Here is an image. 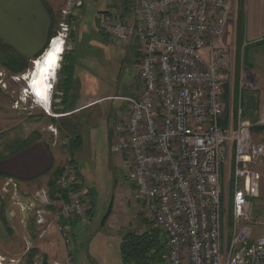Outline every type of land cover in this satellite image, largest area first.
<instances>
[{
  "label": "built area",
  "instance_id": "2783aa9c",
  "mask_svg": "<svg viewBox=\"0 0 264 264\" xmlns=\"http://www.w3.org/2000/svg\"><path fill=\"white\" fill-rule=\"evenodd\" d=\"M70 3L77 8L82 0ZM236 9L237 0H134L128 14L97 18L110 40L138 55L139 87L114 97L125 105L109 151L125 159L133 199L164 236V264H264V235L253 238L248 225L264 166V141L253 133V126H264V98L254 121L244 116L240 98L225 112L234 54L225 34ZM59 27L62 56L70 26ZM243 84L252 86L240 80V97ZM0 86L6 88L2 72ZM59 94L54 91L53 102ZM18 186L5 177L1 197L12 193L11 203L34 214L39 226L56 224L65 264H73L72 220L90 209L76 166L70 159L63 164L53 197L44 188L16 196ZM55 201L57 220L48 221L44 215Z\"/></svg>",
  "mask_w": 264,
  "mask_h": 264
},
{
  "label": "rangeland",
  "instance_id": "374dc122",
  "mask_svg": "<svg viewBox=\"0 0 264 264\" xmlns=\"http://www.w3.org/2000/svg\"><path fill=\"white\" fill-rule=\"evenodd\" d=\"M47 1L55 10L53 16L56 23L55 35L60 29L61 22L69 24V36L74 31L76 35H78L79 30L82 32L83 23L94 31L92 41H94L95 46L89 48L93 58L86 63L95 74L86 77L83 81V87L81 86L76 91V94H80L78 101L106 96L132 95L133 90L140 85V78L136 76L135 71L137 65L136 52L132 48L116 47L115 44L117 43L106 40V37L100 33L97 27L95 16L99 11L121 14L123 12L121 10L122 5L131 7L134 0H124V2L123 0H82L81 6L77 8L70 5V0ZM83 3L85 4V12L84 17H81V12L84 9ZM67 9L71 13L64 16L62 11ZM238 15L239 10L236 9L234 20L228 25L225 34V41L233 46L234 51L232 76L229 77L225 86V112L228 113L230 108L235 107L240 98L245 109L244 116L254 121L256 117L253 112L258 110L264 98V39L251 44L244 43L238 30ZM96 37H98L97 40H95ZM11 50L0 45V72L3 73L6 84V88L0 86V150L12 141L24 138L34 139L31 135L38 131L41 141L53 146L64 156L65 162L63 164H65L70 158L67 143L71 136L78 135L81 143L74 150L72 157H75L78 165L77 170L81 185L86 190L91 189L92 191L89 198L93 202V209L89 217L87 214L84 217L86 218L84 231L72 229L74 264H122L119 256L121 235L125 231L141 233L147 229L148 223H150L143 205L135 202L132 197V186L127 178L129 168L125 159L122 156L113 155L109 151L111 130L117 116L123 110L125 102L113 98H104L82 108L78 113L70 112V109L76 107L73 104L69 107L67 104L65 109L58 110L53 106L50 115H47L45 111L35 105L31 94L23 92L26 85L24 81L21 80L16 83L12 81L13 76L25 75L30 71L32 60L24 59L28 68L23 72H14L13 67L16 65L11 64V67H8L4 66V63L2 64V61H7L11 55H14ZM22 61L19 59L18 64ZM240 80L252 82V86L243 84L241 97L238 92ZM78 82L75 81L74 83L78 84ZM57 99L59 102L61 97L58 96ZM61 111H66L68 115L65 116V112L61 113ZM54 130L56 134H54ZM253 133L255 139H262L264 127L253 126ZM63 140L68 142L64 144ZM261 179L260 195L253 199L248 224L253 238L264 235L263 175ZM48 183L32 188L19 185L16 196L18 194L24 196L41 188L50 193ZM6 196L5 198L0 197L2 202L1 218L6 220L7 217L11 216V219H17L19 228L12 234L8 231L6 235L1 234L0 264H65V257L59 259L44 251L46 245L49 244L48 239H46L47 233L55 234L57 232L63 244L56 224L52 222L49 227L37 225L34 214H25L19 206L11 203L12 193L9 192V195ZM52 204L49 207L52 214L44 215L48 221H53V218L57 220L55 217L57 213H54V210L59 207V202L55 201ZM111 214H113V219L125 224L124 227L117 230L104 227L103 221ZM226 221L229 226L230 218L227 217ZM56 242L59 244L58 238ZM63 247L65 250L64 245Z\"/></svg>",
  "mask_w": 264,
  "mask_h": 264
},
{
  "label": "crops",
  "instance_id": "0c3cea01",
  "mask_svg": "<svg viewBox=\"0 0 264 264\" xmlns=\"http://www.w3.org/2000/svg\"><path fill=\"white\" fill-rule=\"evenodd\" d=\"M133 3L131 7L122 3L121 10H123V12L121 14H111L107 11H99L95 16L97 27V18L99 14L107 13L112 16L125 15L131 11ZM84 7L85 4L83 3V8ZM84 12L85 8L81 12V17H84ZM54 15L55 10L47 0H0V41L22 56L25 60L33 61L37 58L36 56L39 53L41 55L44 53L43 50L46 46L48 47L50 39L54 38L51 35L52 31H56V23L53 20ZM81 17L80 22L82 23ZM81 27L84 29L82 32L79 30L78 35L75 34V31L72 32L70 36L68 35V40L66 41L68 48H65L62 58L59 60L60 69L58 74H60V76L57 74L54 91L56 90L60 93L58 96H60L61 99H59V102L52 101V110L53 106L58 110L65 108L67 104L68 107L73 104L76 107L75 109H70V112L78 113L82 108L88 107L104 98L115 99L114 97H116L106 96L93 100L78 101L80 94H76V91L79 90L81 86L83 87V81L86 77L95 74L86 63L89 59L93 58L89 48L95 46L94 41H92L94 38V31L90 30L85 23H83ZM99 31L106 37V40H110L100 29ZM240 32L244 43L251 44L264 39V0H243ZM95 33L97 32L95 31ZM98 37H96L95 40H97ZM118 46L119 45L116 47ZM136 56H138L137 53ZM68 76L71 77L68 79ZM136 76H138L137 73ZM23 77L24 76H18V79H12V81L16 83L22 80L27 83L26 79ZM75 81L76 83L79 81L78 84H75ZM24 88L27 89L26 85ZM35 105L43 111L48 109V104L45 102L41 103V100L38 99ZM64 115L67 116L68 114L64 113ZM64 115L62 114V116ZM257 140L264 141V136L262 139ZM73 160L77 165L75 157H73ZM64 162V156H62L56 148H53V146H50L44 141L38 140L30 144L28 147L0 160V182L3 177H10L17 180L22 187L32 188L36 185L47 184L54 170L62 168ZM260 170L262 178V175L264 176V166L261 167ZM87 191L92 194L91 189H87ZM1 207L2 202L0 200V236L1 234L6 235L7 231L12 234L19 228L16 221L17 219H11V216H6V220H2ZM112 215L113 214L103 221L104 227H111L115 230L124 227L125 224H122L119 220L113 219ZM85 221L86 218L72 220V229L76 228L77 230L84 231L86 225ZM46 235L49 244L46 245L44 251L49 255H53V257L56 256L59 259H63L65 257L64 244H62L57 232L55 234L47 233ZM122 236L123 235L120 237V241ZM54 237L56 239H53ZM57 238L59 239V244L56 242Z\"/></svg>",
  "mask_w": 264,
  "mask_h": 264
},
{
  "label": "trees",
  "instance_id": "16d2710c",
  "mask_svg": "<svg viewBox=\"0 0 264 264\" xmlns=\"http://www.w3.org/2000/svg\"><path fill=\"white\" fill-rule=\"evenodd\" d=\"M242 5H243V0H237V10H239L238 30L240 36H241L240 28L242 23ZM55 34L56 31L51 32L52 37L57 36ZM0 45L3 48L9 49V47L1 41H0ZM11 51L13 52L12 54L14 55H11V57L7 61L4 62L2 61V64L4 63L3 65L8 67H11V64L16 65L13 67L14 72H23L26 68H28L27 62H25L22 56L15 53L13 50ZM40 55L41 54L39 53L36 57L38 58ZM19 59L23 61L18 64ZM70 77L71 76H68V79ZM64 112L66 113V111H61V113ZM31 136L34 139L24 138L6 144L3 147V149L0 150V160L10 156L11 154L19 150L24 149L25 147H28L30 144L40 140L41 138L40 133L38 131H35L34 134ZM79 145H80V138L78 135L71 136L69 142L67 143V149L70 152V161L76 166V168L77 165L73 160L72 156L74 150L77 149ZM61 170L62 168L55 169L51 176L52 180L50 179V182L48 183L51 197H53V193H54L53 183L55 179L59 176ZM78 178H79V173H78ZM86 193L89 196L90 194L89 191L86 190ZM92 209H93V202H91L90 200V209L87 212L88 216L91 215ZM165 253L166 250H165L164 236L162 232L158 228L154 227L151 223H148L147 229L141 233L134 231L125 232L121 238L119 245V254L122 264H164Z\"/></svg>",
  "mask_w": 264,
  "mask_h": 264
},
{
  "label": "bare ground",
  "instance_id": "6f19581e",
  "mask_svg": "<svg viewBox=\"0 0 264 264\" xmlns=\"http://www.w3.org/2000/svg\"><path fill=\"white\" fill-rule=\"evenodd\" d=\"M63 39L55 36L50 40V44L44 53L33 60L32 68L28 73L23 75L27 81L26 87L29 94L37 96L42 102L48 103V78L54 75L59 65L60 52L62 50ZM52 54V58H49ZM42 89V90H40Z\"/></svg>",
  "mask_w": 264,
  "mask_h": 264
},
{
  "label": "clouds",
  "instance_id": "9594fccd",
  "mask_svg": "<svg viewBox=\"0 0 264 264\" xmlns=\"http://www.w3.org/2000/svg\"><path fill=\"white\" fill-rule=\"evenodd\" d=\"M61 52H60V54H61ZM61 58H62V56H60L59 60H61ZM59 69H60V63L58 65V67L56 68V71H55L54 75H52V76H50L48 78V81H49L48 82V84H49V87H48V95H49V98H48V103H47L48 104L47 105L48 106L47 107L48 109H46L48 111L51 109V106H52V99H53V95H54V85H55V82H56V79H57V74H58ZM31 97L34 99V103H37V99H38L37 96L32 95ZM41 103H43V102L41 101Z\"/></svg>",
  "mask_w": 264,
  "mask_h": 264
},
{
  "label": "snow or ice",
  "instance_id": "6c2138e0",
  "mask_svg": "<svg viewBox=\"0 0 264 264\" xmlns=\"http://www.w3.org/2000/svg\"><path fill=\"white\" fill-rule=\"evenodd\" d=\"M49 58H50V59L52 58V54H49Z\"/></svg>",
  "mask_w": 264,
  "mask_h": 264
},
{
  "label": "water",
  "instance_id": "95a60500",
  "mask_svg": "<svg viewBox=\"0 0 264 264\" xmlns=\"http://www.w3.org/2000/svg\"><path fill=\"white\" fill-rule=\"evenodd\" d=\"M48 45H49V44H48ZM44 50H45V49H44ZM43 52H44V51H43ZM43 52H42V53H43Z\"/></svg>",
  "mask_w": 264,
  "mask_h": 264
}]
</instances>
